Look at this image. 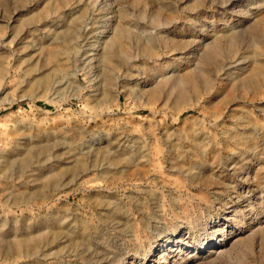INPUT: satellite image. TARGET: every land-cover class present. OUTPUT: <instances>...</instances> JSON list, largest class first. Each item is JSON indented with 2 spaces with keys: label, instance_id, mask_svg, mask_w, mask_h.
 Masks as SVG:
<instances>
[{
  "label": "rangeland",
  "instance_id": "obj_1",
  "mask_svg": "<svg viewBox=\"0 0 264 264\" xmlns=\"http://www.w3.org/2000/svg\"><path fill=\"white\" fill-rule=\"evenodd\" d=\"M263 20L264 0H0V264H264ZM106 22L121 55L88 64Z\"/></svg>",
  "mask_w": 264,
  "mask_h": 264
},
{
  "label": "bare ground",
  "instance_id": "obj_2",
  "mask_svg": "<svg viewBox=\"0 0 264 264\" xmlns=\"http://www.w3.org/2000/svg\"><path fill=\"white\" fill-rule=\"evenodd\" d=\"M80 1V0H79ZM227 2H232V0H227ZM78 3V2H77ZM259 10V9H258ZM90 17V16H89ZM87 19H85V20H82L81 22H80V24L79 25H77V26H74L73 27V29H72V31H74V33L75 34H77V36L78 35H80V34H82L83 35V38H82V40L83 39H85V41L87 42L88 41V39L89 38H92V37H94L93 35H91L90 33V28L91 27H89V26H87V25H89V23H87V21H86ZM91 21V20H90ZM79 23V22H78ZM261 23V25H260V27L261 28H264V20L262 21V22H260ZM106 28H104L101 32H100V36L98 35V36H96V41H95V43H93V44H90V45H92L91 47H93V51H96L95 53H93L92 54V52L90 53V54H87V55H91L92 54V56L93 55H95V56H93V57H91V58H89L88 60H87V63L89 64L92 60H95V59H98V61L100 62V63H103L104 61H105V59H106V57L107 56H109V54L111 53H113L114 54V56L115 57H120V53H121V44L120 43H118V41H117V38H116V36L117 35H120V34H118V32H117V30L116 29H113L112 27H111V25L109 24V22H106ZM90 29V30H89ZM110 32V33H113L114 35H116V33H117V35L113 38V37H110L109 39H105V40H103L102 42H100L99 40L101 39V38H103V37H105L104 35L107 33V32ZM254 31V30H253ZM249 32H251V31H249ZM227 33H224V35H226ZM244 35H241V37H243ZM79 37V36H78ZM100 37V38H99ZM227 38H228V40H229V42H231V43H233V42H235V41H237L238 39H239V36L238 35H234V33L233 34H231V35H228V36H226ZM80 38V37H79ZM86 42L83 44V45H86ZM218 42H220V41H216L215 40V42L213 43V45H215V46H217L219 43ZM83 45H79L81 48H82V46ZM220 45V44H219ZM92 49V48H91ZM211 50V49H210ZM210 50H209V52H210ZM82 51V50H81ZM80 52V51H79ZM85 52V51H84ZM83 52V53H84ZM90 52V51H89ZM80 54L79 56L80 57H84V58H86L87 56H83L84 54ZM206 53H208L207 51H206ZM85 54H86V52H85ZM232 54L234 55L235 53L234 52H232ZM123 55V54H122ZM208 55L209 54H207L206 55V57H208ZM239 55V54H238ZM96 56H97V58H96ZM236 56V55H235ZM122 57H124V56H122ZM121 57V58H122ZM108 58V57H107ZM238 58V57H237ZM80 59V58H79ZM113 59V58H112ZM230 59V58H229ZM236 59V58H235ZM238 61H241V59L240 60H238ZM243 61V60H242ZM107 62V61H106ZM117 62V61H116ZM244 62V61H243ZM236 64V60H232L231 62H229V63H227V64H224L223 66H221L220 68H219V71L221 72L222 71V74H224V72L226 71V70H228V69H230V68H232L233 69V65H235ZM238 64V63H237ZM242 67V66H241ZM235 70V69H234ZM76 72V71H75ZM228 72V71H227ZM234 72V71H233ZM73 73V72H72ZM230 74H232V73H230ZM238 74V73H237ZM229 75V73H227V76ZM234 75V74H233ZM76 76V75H75ZM263 76V73L262 72H259V71H255L254 73H253V75H252V78L249 80L251 83H254L255 81H258V80H260L261 79V77ZM226 77V76H225ZM75 78V77H74ZM56 82V81H55ZM58 82V81H57ZM247 82H248V80H244V81H242V85H245L244 83H246L247 84ZM71 84V83H70ZM58 85V84H57ZM238 85V84H237ZM250 85V84H249ZM51 88H52V86H51ZM47 89H48V87H47ZM50 89V88H49ZM31 152H32V150H31ZM27 153V152H26ZM29 154V153H28ZM32 155V154H31ZM28 156V155H27ZM2 157H3V155H2ZM17 158V157H16ZM20 158V157H19ZM22 158H24V157H22ZM19 160V159H18ZM14 162H17V161H14ZM28 162V158H24V159H22V163H27ZM30 162V161H29ZM12 160H8V161H4V160H2L1 159V157H0V173H1V170L3 169V168H5L6 170L7 169H11V166H12ZM21 165V164H20ZM5 169H4V171H5ZM25 169V168H24ZM12 170V169H11ZM3 171V170H2ZM2 173H6V172H2ZM1 173V174H2ZM1 176V175H0ZM4 176H5V174H4ZM2 177H3V175H2ZM1 177V178H2ZM196 177V176H195ZM194 177V178H195ZM74 232V231H73ZM72 233V232H71ZM69 235V234H68ZM19 242V241H18ZM75 242V241H74ZM22 244H23V242H21V243H16L14 246H13V250L16 252V253H20V252H23L24 250H23V246H22ZM10 247V246H9ZM9 247H8V250H7V252H9L10 251V249H9ZM7 248V247H6ZM28 252V254H37V252H38V250H37V248L36 249H34L33 247L32 248H29L28 250H27ZM99 253H101V251H99L98 253L95 251V252H93V253H90L91 254V256H90V258H95L96 256H98V254ZM101 254H103V253H101ZM103 255H106V253H104Z\"/></svg>",
  "mask_w": 264,
  "mask_h": 264
}]
</instances>
